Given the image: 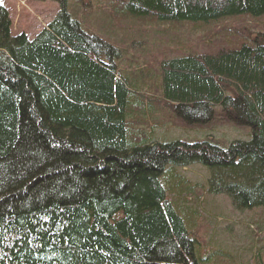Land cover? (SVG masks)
Here are the masks:
<instances>
[{"label":"trees","instance_id":"obj_1","mask_svg":"<svg viewBox=\"0 0 264 264\" xmlns=\"http://www.w3.org/2000/svg\"><path fill=\"white\" fill-rule=\"evenodd\" d=\"M53 1L58 13L31 39L11 33L0 4V264H247L197 250L202 210L175 170L206 168L198 192L264 218V0H114L110 25L260 24L245 39L214 29L197 50L126 72L123 47L85 31L69 0ZM154 104L156 121L142 113ZM216 107L248 140L152 137L168 113L187 127L209 123ZM257 256L249 264H264Z\"/></svg>","mask_w":264,"mask_h":264},{"label":"rangeland","instance_id":"obj_2","mask_svg":"<svg viewBox=\"0 0 264 264\" xmlns=\"http://www.w3.org/2000/svg\"><path fill=\"white\" fill-rule=\"evenodd\" d=\"M113 1L82 0L78 7L75 0H69L67 7L68 12L80 22L85 31L119 48L123 47L124 55H121L116 63H119L120 68L125 72L139 70L147 62L156 67L161 58L174 56L175 50L178 49L188 52L185 50L186 47L188 50L199 48L201 46L198 41L214 29L225 28L228 35H238L241 39H245L252 38L260 27L259 21L256 22L249 17H230L208 23L184 22L179 28L170 31H167L163 24L145 25L126 16L121 18L118 24L110 25L109 14ZM0 4L8 12L11 33L13 35L24 33L29 38L44 28L59 10L58 3L53 0H0ZM145 27L148 32L143 40L141 32ZM149 102L151 103L150 100ZM214 111L213 119L209 123L187 127L181 126V123L168 113L163 121L157 122L166 128L160 129L154 126L152 137L157 142H163L164 139L167 142L176 139L193 142L206 138L209 141L216 140V143L222 147H226L235 139L248 140L250 136L248 128H235L223 120L219 107ZM142 113L147 115L146 118L150 113L156 121L157 116L162 115L164 111L154 104V109L147 112L146 108ZM175 171L193 186L192 194L184 195L186 199L193 201L198 211L200 207L202 210L203 223L197 231L201 242L197 250L206 247L209 250L218 248L224 252L230 251L247 264L252 260V256L258 253L259 256L255 258L261 259L264 263V218L261 214L236 212L232 210L227 198L198 192V186L205 184L208 178L206 168L196 164L177 168ZM169 180L167 173L166 182ZM198 201L202 205H198Z\"/></svg>","mask_w":264,"mask_h":264},{"label":"bare ground","instance_id":"obj_3","mask_svg":"<svg viewBox=\"0 0 264 264\" xmlns=\"http://www.w3.org/2000/svg\"><path fill=\"white\" fill-rule=\"evenodd\" d=\"M248 139V138H247Z\"/></svg>","mask_w":264,"mask_h":264}]
</instances>
